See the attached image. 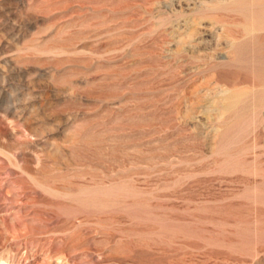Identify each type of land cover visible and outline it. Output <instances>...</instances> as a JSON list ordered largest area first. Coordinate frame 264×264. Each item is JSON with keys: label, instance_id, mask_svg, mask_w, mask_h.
Returning a JSON list of instances; mask_svg holds the SVG:
<instances>
[{"label": "rangeland", "instance_id": "1", "mask_svg": "<svg viewBox=\"0 0 264 264\" xmlns=\"http://www.w3.org/2000/svg\"><path fill=\"white\" fill-rule=\"evenodd\" d=\"M0 264H264V0H0Z\"/></svg>", "mask_w": 264, "mask_h": 264}]
</instances>
